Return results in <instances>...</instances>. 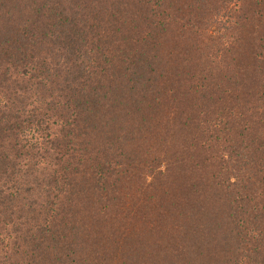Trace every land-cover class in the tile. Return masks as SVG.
<instances>
[{
    "label": "trees",
    "instance_id": "obj_1",
    "mask_svg": "<svg viewBox=\"0 0 264 264\" xmlns=\"http://www.w3.org/2000/svg\"><path fill=\"white\" fill-rule=\"evenodd\" d=\"M39 1L33 3L34 28L26 25L21 29L12 17L0 24V264L154 262L150 240L155 247L153 256H159V249L166 247L164 242L175 241L181 248L178 246L185 238L191 241L195 235L185 231L190 227L188 223L169 221L157 230L164 240L146 220H136L142 213L128 208L123 199L126 185L118 181V174L124 175L126 166L115 159L118 156L114 142L119 140L120 132L134 125V119L147 115L146 136L162 150L170 147L165 124L170 117L162 115L160 105L162 99V106L166 99L172 101V96L154 94L153 64L157 61L138 57L128 69V73L132 72L128 78L117 76L116 69L120 67L110 65L108 42L115 29L116 38L130 35L133 21H128L126 27L124 19L118 20L115 12L110 15L103 7L99 17L113 26L103 31L96 17L83 11L80 0H69L71 7L67 0ZM231 1L217 0L222 4L221 14L231 9L237 16L234 24L235 16L227 21L228 26L221 24L224 31H219L223 27L218 22L207 24L203 16L193 17L197 23L191 26L186 17L172 15L163 21V28L180 25L182 30L189 28L197 33L200 28L210 34V28L217 23L211 33V46H228L227 51L240 60L233 63L235 67L251 69L264 80V21L259 24L250 14L257 6L264 8V0H244L238 10L230 6ZM146 4L153 13L145 21L157 29L160 24L155 21L157 13L153 15L155 8L150 2ZM116 13L119 17L124 12ZM152 38L146 33L145 42ZM121 41L118 38L117 42ZM132 41L140 40L128 36L125 43ZM47 44H51V50H45ZM101 44L107 48H100ZM28 77L37 82L31 86ZM9 82L15 88L11 89ZM257 90L261 92L259 87ZM11 92L15 100H10ZM29 93L36 95L34 106L28 102ZM187 116L190 123L177 122L176 130L189 137L199 117ZM258 188L253 213L244 218L237 213L231 221L238 219L243 224L232 227L226 239V244L240 246L239 252L244 254L234 264H252V258L253 264H264V185ZM199 189L192 192L199 194ZM86 195L94 199L87 209L83 206ZM231 197L228 202L236 204L245 199L235 191ZM225 205L224 200L221 206ZM224 226L229 223L226 221Z\"/></svg>",
    "mask_w": 264,
    "mask_h": 264
},
{
    "label": "rangeland",
    "instance_id": "obj_2",
    "mask_svg": "<svg viewBox=\"0 0 264 264\" xmlns=\"http://www.w3.org/2000/svg\"><path fill=\"white\" fill-rule=\"evenodd\" d=\"M37 2L40 3L39 0H0V24L12 17L21 29L26 25L28 29L34 28L32 22L36 12L33 3ZM147 2L155 8L153 15L157 13L155 21L160 24L157 29L145 21L153 13ZM242 2L244 0H232L230 6L238 10ZM79 4L84 12L96 17L99 30L108 31L113 27L98 15L104 8L110 15L115 12L118 20L124 19L126 27L128 21H133L128 36L140 41L125 43L128 36L118 35L116 38L114 33L117 30H113L108 42L111 43L110 65L116 63L120 67L116 69V75L128 78L132 73H128V69L138 57L144 56L147 62L157 61L153 64L156 74L151 80L154 94L172 96V101L166 99L162 106V99L160 105L162 115L170 117L165 123L171 143L167 150H162L154 139L146 136L147 115L134 119V125L130 124L132 127L129 126L127 131L125 128L123 134L120 132L119 140L114 142L115 155L118 156L115 159L126 166L125 174H118V181L126 185L122 190L126 194L122 195L123 199L128 208L142 213L136 220L139 223L146 220L150 229L156 230L155 233L164 240L157 230L162 223L169 221L188 223L190 227L185 231L195 235L191 241L185 238L178 246L181 248H177L175 241L171 244L164 242L168 251L166 247L159 249V256H153L155 247L150 240L149 250L155 261L149 264L162 261L169 264H234L240 259L239 255L243 257L244 254L239 252L240 246L226 244V239L232 227H243V224L238 219L231 221L237 213L240 218L253 213L258 202V187L261 183L264 185V99H261L264 80L259 79L261 74H255L251 69L235 67L233 63L240 60L234 59L227 51L228 46H211L212 30L218 25L223 27L221 24L228 26L227 21L235 16L234 24L236 13H231L230 9L225 12L227 14H221V3L217 0H80ZM67 6H72L69 0ZM120 11L124 13L118 17L116 12ZM250 14L257 23L264 21V8L257 6ZM172 15L186 17L191 26L197 23L195 16H203L207 24L218 22V25L210 28V34L200 28L199 32L193 33L194 29L187 28L188 24L185 30L180 25L166 30L162 23ZM35 25L38 27L39 23L35 22ZM224 30V27L219 29ZM146 33L153 36L148 43L145 42ZM118 38L123 41L118 43ZM44 46L46 51L51 50V44ZM102 46L107 48L103 44L100 48ZM28 79L31 86L37 82L33 77ZM8 85L15 88L11 82ZM129 87L125 91L127 94ZM11 94L10 100H15ZM27 96L31 97L28 102L34 106L35 93ZM42 107L47 108L46 105ZM187 115L199 117L198 124L191 125L196 126V130L189 137L176 130L179 127L177 122L190 123ZM27 131L34 134L29 128ZM196 187L200 188L199 194L192 192ZM232 191L244 197V202H228L232 199ZM87 197L83 200L85 209L91 207L94 200ZM224 200L226 205L221 206ZM226 221L229 226H224Z\"/></svg>",
    "mask_w": 264,
    "mask_h": 264
}]
</instances>
